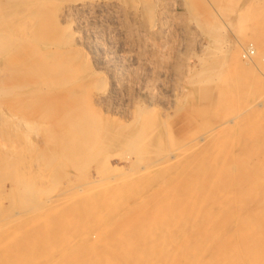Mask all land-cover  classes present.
<instances>
[{
	"label": "rangeland",
	"instance_id": "obj_1",
	"mask_svg": "<svg viewBox=\"0 0 264 264\" xmlns=\"http://www.w3.org/2000/svg\"><path fill=\"white\" fill-rule=\"evenodd\" d=\"M252 45L264 0H0V264H77L128 230L167 264L207 226L146 225L195 175L219 185V227L178 264H208L213 245L219 264H264V190L232 183L264 165Z\"/></svg>",
	"mask_w": 264,
	"mask_h": 264
},
{
	"label": "bare ground",
	"instance_id": "obj_2",
	"mask_svg": "<svg viewBox=\"0 0 264 264\" xmlns=\"http://www.w3.org/2000/svg\"><path fill=\"white\" fill-rule=\"evenodd\" d=\"M46 22H48V21H46ZM31 32H33V31H31ZM255 45H257V44H255ZM252 46H250V47L248 46L242 54V57H244V61H245V63L247 62V64L248 63L257 64V62L259 60L262 61L261 58H264V52H262V53H261V51L258 52L257 48L255 49L254 46H253L254 50H253V52H251ZM240 58H241V56H240ZM232 156H234V155H232ZM217 159L218 158H216V160ZM216 160L214 162L219 164V161L217 162ZM201 164L202 163H200L199 165H201ZM241 165H240V168H242L241 171L244 173L247 172L250 174L249 175L247 174L246 176H243V175L234 176L233 175L232 183H238L239 185H245V186H252V182H253L257 188L259 186L261 188V190H264V165L256 167L253 171L251 170L252 165H248L247 163L245 165L244 161L242 162ZM236 166H237V164L233 165V167H231V168L234 170V168H236ZM201 168H202V166L197 168L196 172L198 173L201 170ZM183 182H184L183 187H180V191L186 193L185 199L181 200V202H177L178 206H176V207L173 206V204L171 205V203L166 201V204L169 203L168 204L169 206L164 212L171 214V215L167 216L168 220H167V218L162 219V216H159V214L161 212L157 211L154 213L155 215H153L152 218L148 220L147 225H146V226L150 227V231L152 230L150 236H155L157 234L156 230H159L160 228H162L165 225V223H169V220H171V218L173 219V221L177 219L180 222L185 221L186 223H189V222L192 223L193 222L195 224L197 222H200L199 224L206 225L207 227L202 231V234H201V237L199 238V241L197 240L194 243L183 244L181 246L182 248H181L180 252L177 254V256L173 257V258L172 257L169 258L167 261V264H178V261L182 257H184V256H186V254H190L191 252L194 251L193 248L205 250L206 248L210 247L211 243L205 244V242L207 241V239L209 238V236L213 232V228L215 226L219 227V185L213 181L211 182V184L209 181H208V183H206L207 180H205V181L202 180V182H200L196 175L193 177H189L188 179H186ZM258 182L260 183L259 185H258ZM188 193H189V196H190V193H196V194H194L193 197H189V196L187 197ZM191 198H192V201H191ZM195 198H199L200 207H199V204L197 201H196V203H194ZM202 201L204 202L203 207L201 206ZM138 225H139L138 223H137V225L135 224V226L133 225V228L135 227V230H136L135 232H137V234H139L138 236H141L140 239L142 237L146 238L148 236V233L145 232L146 229L143 226H141L142 224L140 226H138ZM119 236L122 238H117L115 235L111 234L110 236H107L105 238V240L101 243L86 244L88 247L85 249L90 250V253H93V257H91V258L89 257L90 259H87V260L84 258V259H82L83 261H81V262L79 261L76 263L77 264H156L157 259L159 260L160 257H158L157 259L154 258L155 260L153 259L152 261L149 262L148 259H150L151 257H147L148 255L147 256L139 255V254L144 253L145 251L152 253L153 250H152V248H150L148 250L144 249L145 247L141 248L140 244H138L137 241H129L132 237L130 230H128L127 232H124L123 234H121ZM171 236L172 235H168V240H166V243L169 245H172L171 244L172 243ZM151 240H158V236H156L155 238H153ZM144 242H148V241H143V243ZM215 242L217 244V243H219V240H217ZM157 244L158 243H154L153 245H149V246L150 247L151 246L156 247ZM161 248H160V251L158 252V254L162 253L163 250ZM255 248L258 250L256 245H254L251 248L249 246L245 245L244 247L242 246L240 249H241L242 253H247V254L251 253V255L253 257H256L253 259H255L256 261H259L258 259H259L260 255H259V252L256 251ZM102 249H105V252H109L107 254H104L105 257H102L100 255ZM212 249H215L213 255L211 256L212 259H209L207 261V263L208 264H219V245H213ZM236 249H239V248H235L234 250H236ZM223 256H224V254H222V257ZM242 258L243 257L239 256L237 261H240ZM160 260H161V258H160ZM85 262H88V263H85ZM204 264H206V263H204Z\"/></svg>",
	"mask_w": 264,
	"mask_h": 264
},
{
	"label": "built area",
	"instance_id": "obj_3",
	"mask_svg": "<svg viewBox=\"0 0 264 264\" xmlns=\"http://www.w3.org/2000/svg\"><path fill=\"white\" fill-rule=\"evenodd\" d=\"M253 50H254V48H253V47H251V52H253Z\"/></svg>",
	"mask_w": 264,
	"mask_h": 264
}]
</instances>
